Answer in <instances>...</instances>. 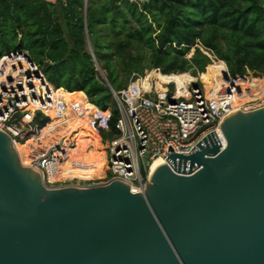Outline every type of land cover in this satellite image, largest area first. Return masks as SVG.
I'll list each match as a JSON object with an SVG mask.
<instances>
[{
	"label": "water",
	"instance_id": "1",
	"mask_svg": "<svg viewBox=\"0 0 264 264\" xmlns=\"http://www.w3.org/2000/svg\"><path fill=\"white\" fill-rule=\"evenodd\" d=\"M0 264H264V103L225 112L143 192L49 188L0 130Z\"/></svg>",
	"mask_w": 264,
	"mask_h": 264
},
{
	"label": "trees",
	"instance_id": "2",
	"mask_svg": "<svg viewBox=\"0 0 264 264\" xmlns=\"http://www.w3.org/2000/svg\"><path fill=\"white\" fill-rule=\"evenodd\" d=\"M87 39L105 78L92 60ZM97 43L106 49L105 59L100 50L96 51ZM199 44L225 62L232 75L252 72L264 77V0L0 2V57L12 51H28L54 87L69 93L83 92V97L102 109L111 107L114 121L117 111L110 88L119 91L133 73L143 74L153 68L165 74L203 73L212 61ZM194 45L195 54L188 58ZM114 59L120 69H116ZM110 65L122 84L112 78ZM46 112L55 119L52 111ZM48 120L37 114L34 123L43 125ZM66 120L67 115L50 129L48 123L25 144L17 145L22 161L29 163L26 148L30 142L43 136L39 141L46 143L62 132ZM76 139L80 144L85 140L80 136Z\"/></svg>",
	"mask_w": 264,
	"mask_h": 264
},
{
	"label": "built area",
	"instance_id": "3",
	"mask_svg": "<svg viewBox=\"0 0 264 264\" xmlns=\"http://www.w3.org/2000/svg\"><path fill=\"white\" fill-rule=\"evenodd\" d=\"M210 58L212 63L217 62ZM161 74L166 80L160 78ZM201 74H165L160 68L133 73L123 89L110 88L117 111L115 121L111 107L102 109L88 98L93 108L85 127L70 134L69 145L43 159L45 164H38L41 171L35 168L44 184L49 178L46 165L50 160L64 179L49 188L88 187L85 183L90 179H78L73 173L67 177L62 172L69 159L71 164H77V160L84 162L78 152L82 148L89 152L91 144H80L75 137L84 130L91 138L99 139L98 150L103 152L106 165L104 176L99 178L108 182L120 179L133 192H143L155 158L166 160L171 153H189L205 136L220 129L225 112L264 103V77L252 72L234 76L226 66L225 72L207 85ZM62 90L47 80L44 69L28 51H12L0 57V130L11 136L15 148L51 121L52 116L46 111H52L56 119L67 115L73 104L66 100ZM37 114L48 117V122L34 123ZM75 118L80 126L86 119L80 110ZM27 161L26 166L32 167L31 160Z\"/></svg>",
	"mask_w": 264,
	"mask_h": 264
},
{
	"label": "rangeland",
	"instance_id": "4",
	"mask_svg": "<svg viewBox=\"0 0 264 264\" xmlns=\"http://www.w3.org/2000/svg\"><path fill=\"white\" fill-rule=\"evenodd\" d=\"M135 1H138V2H140V4H142V3L148 2L149 0H135ZM90 46H91V48H93L92 44ZM196 46L195 45L191 46L189 52L187 53V57L188 58H191L195 54ZM199 46L201 47L202 50H204L207 54H209L212 57V59L217 61L215 63H211L210 65H208L206 67V70L201 74V78L205 82H211V81L215 80V78H216V76L218 74H222L223 72H225L226 63L222 62V61H218L217 58L211 52H209L208 50H205L200 44H199ZM96 48H97V50H96L97 52L99 50L102 52V54H100V55L105 59L107 57L106 49L104 47H100L99 43H97V47ZM5 52L6 51H3V53H5ZM113 56L114 55H112V57ZM114 62L116 63V67H117L116 69H120L119 65L117 64L116 59H114ZM116 69L112 65H110L109 68H108L109 73L111 74L112 78L116 81V83L122 84L123 82L120 79L119 74H118ZM120 73L123 74L121 71H120ZM73 93H79V92H73ZM27 113H28V111L25 112V114H27ZM67 116H68V112H67ZM59 120L60 119H56V118L53 119L52 118V121L49 122L48 129L52 128V125H54ZM50 140H48L44 144H41L40 141H38V142L36 141L37 143L36 142L33 143L32 144L33 146L29 145L31 143L30 142L28 144L29 148H28V145H27L26 153L30 156L31 165L33 167L37 168L39 171H41V170L39 169L36 161L40 158L41 154L48 148L49 144L53 143ZM86 143L91 144V148H90L89 152L85 153L83 151V149H81V150H79L78 153H79L80 159L83 160L84 163H86V166L87 165L88 166L86 168H81V169L77 168L75 166V163L71 164V161L69 159L66 162V164L64 166H62L63 174H65V176H66V173H69L70 169L74 170L76 173L75 172H72V173L75 174V176H76V174H78V179H82V180H89L90 179L87 183H85V185L88 186V187L95 186V185H103V184L108 183V180L99 178L101 176H104V169H105L106 165H105L103 152H101L100 150H96L95 151L96 145H98V141L97 140L87 139V137L85 136V140L81 144L84 145ZM88 144H86V146H90ZM30 147H33V148L30 149ZM77 161L79 162V160H77ZM97 161H98V163H97ZM28 164H26V165H28ZM44 164H45V162H44ZM40 166H42V165H40ZM89 166L91 167L90 170H89ZM92 167H93V169H92ZM46 169L49 171L48 173H51L50 174L51 176H52V173H54L55 175H58V177H57V178H59L58 180H60L61 178L64 177L62 174H59V171L57 169H55V165L53 163H51L50 160H48V165H46ZM78 170L81 171V172H77ZM86 172H87V174L84 175ZM91 172H92V174H91ZM73 174H70V176H72ZM48 181H50V182H48L50 187L56 186V184H55L56 181L52 180V178H48ZM78 183H80V181H78L76 184H78Z\"/></svg>",
	"mask_w": 264,
	"mask_h": 264
},
{
	"label": "bare ground",
	"instance_id": "5",
	"mask_svg": "<svg viewBox=\"0 0 264 264\" xmlns=\"http://www.w3.org/2000/svg\"><path fill=\"white\" fill-rule=\"evenodd\" d=\"M162 75V74H161ZM161 75H159V76H161ZM163 76V75H162ZM161 78V77H160ZM180 78V80H181V77H179ZM162 80H166V78L165 79H163V78H161ZM203 80V79H202ZM205 82V81H204ZM214 82V80L213 81H211V82H205L207 85H211L212 83ZM60 92H62V94L64 95V97L66 98V100H68L69 101V103H72L73 105L72 106H70V110L68 111V116H67V120H66V122H65V124H64V126H63V129H62V132L59 134V135H57V136H55V137H53V138H51V140L50 141H52L53 143H51V144H49V146H48V148L41 154V156H40V158L36 161L37 162V165L38 164H40V165H42L43 164V159H46V158H48V156H49V154H51V152L54 150V149H56V148H58L59 146H61V145H63V144H65V143H67V142H69V136H70V134H73V132H75V131H79L81 128H84L85 126L84 125H86V122H88L89 121V113L91 112V110H92V108H93V106L91 105V103H89V101H88V98H85V96L83 97V95H81V93H83V92H79V93H69V92H67L66 90H62V91H60ZM72 109V110H71ZM78 110H80V111H83L84 112V114H85V120H84V122H83V124L80 126L79 124H77L76 122H75V120H76V118H75V115L78 113ZM73 113V116L71 117V115H70V113L71 112ZM51 121H52V118H51ZM81 133H79V134H76L75 135V137L76 136H80V137H83V138H85V136L87 137V139H91V140H97L98 138H91L90 136H89V134L86 132V131H84V130H81L80 131ZM67 136H68V138H67ZM66 138H67V140H66ZM66 140V141H65ZM16 150L18 151V153H19V155H20V152H19V150H18V147H17V145H16ZM20 157H21V155H20ZM22 159V158H21ZM166 160L165 159H163V158H155L154 160H153V162H152V164H151V167H150V176H151V174H153V172L155 171V169H156V167L159 165V164H161V163H164ZM97 163H98V161H97ZM24 164V163H23ZM26 165V164H25ZM75 166L77 167V168H79L80 167V169L81 168H86L87 166H86V163H84V162H78L77 164H75ZM33 167V166H32ZM35 168V167H34ZM76 169V168H75ZM79 169V170H80ZM91 169V167L89 166V170ZM92 169H93V167H92ZM78 170V171H79ZM70 172L69 173H66V176L67 177H70V173H72V171H71V169L69 170ZM74 171V170H73ZM92 171V170H91ZM79 172H81V171H79ZM49 174V178H52V180H54V181H56V182H58L59 180V178H57L58 177V175H54L53 173H52V176L50 175L51 173H48ZM87 174V172L84 174V175H86ZM91 174H92V172H91ZM76 177L78 178V175H76ZM61 179H64V178H61ZM82 180V179H81ZM47 181V182H46ZM45 181V185L46 186H48V187H50L49 186V183L48 182H50V181H48V180H46ZM109 183V182H108ZM107 184V183H106ZM96 186V185H95ZM135 190V189H134Z\"/></svg>",
	"mask_w": 264,
	"mask_h": 264
},
{
	"label": "crops",
	"instance_id": "6",
	"mask_svg": "<svg viewBox=\"0 0 264 264\" xmlns=\"http://www.w3.org/2000/svg\"><path fill=\"white\" fill-rule=\"evenodd\" d=\"M84 94V93H83ZM67 138H68V136H67ZM67 138H66V140H67ZM41 139V138H40ZM65 140V141H66ZM36 141H39V138L38 139H35V140H33L29 145H32L33 143H35ZM29 145H28V148H29Z\"/></svg>",
	"mask_w": 264,
	"mask_h": 264
}]
</instances>
